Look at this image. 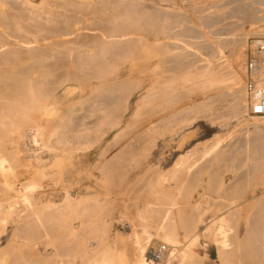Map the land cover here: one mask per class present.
Segmentation results:
<instances>
[{
  "label": "bare ground",
  "instance_id": "6f19581e",
  "mask_svg": "<svg viewBox=\"0 0 264 264\" xmlns=\"http://www.w3.org/2000/svg\"><path fill=\"white\" fill-rule=\"evenodd\" d=\"M185 5H188L190 13L179 11ZM253 5L257 9L252 8ZM257 5L264 8V0H0V49L4 47L3 52H0V264H99L97 246L103 241L100 233L108 226L101 218L107 204V201L104 203L106 198L104 202H98L102 198L101 194L100 199L93 194L76 197L72 195L71 187H63L62 200L59 201L61 194H55V189L49 185L45 187L39 179V176L46 175L39 169V163L45 161H40L34 152L27 153L29 149L23 146V140L26 139H23V131L26 128L34 129L35 138L36 135L38 137V130H41V137H44L43 133L53 135L54 139L49 137V144L68 153L74 141L78 147L83 144L86 147L99 145L103 136L112 130L114 135L102 148L101 164L97 167L107 177L112 176L115 168L118 169L117 163L124 157L122 155H134L138 148L140 151L142 148L146 150L154 142L144 143L142 138V146L136 140L128 142V135V138L124 135L122 139L116 138L121 132L125 134L128 130L124 129L128 126L131 132L126 134L132 136V132L138 131V138L141 134L150 135L149 132H153V138L166 131L175 132L179 129L180 117L183 120L186 118L187 122L200 117L186 116L192 112H199L200 115L208 111L212 107L211 101L215 99H212L213 96L218 97V100H228V109L221 113L219 120L238 117L244 113L245 104L247 109L249 104L245 88V63L242 64V85L240 74L232 68L227 57L232 56V62L241 64V43H244L241 40L244 37L235 36L237 42L228 50V55L223 50L231 39L234 40L233 36L230 39L231 34L243 22L263 21L264 10L259 14ZM195 17L200 20V25L194 23ZM227 18L237 19L238 24L225 22L228 26L224 25L223 20ZM84 28L97 32L68 35ZM262 32L259 33L264 35ZM131 35L136 38L127 39ZM122 37L125 39L120 40ZM22 43L28 47L25 48ZM156 55L160 57L154 62L152 58ZM125 60L130 62L124 75L130 80H122L125 76L116 81L117 71ZM170 60H176L177 63L173 65L171 61L172 65L167 66L166 61ZM178 62L182 65H178ZM66 82H72L77 87H93L88 90L89 95H85L89 100L87 102H90L85 104L88 105L86 109L83 103L87 113L81 110L86 115L80 116L76 112L79 110L73 111L79 115L71 113L72 106L68 108L67 103L62 110L57 108L60 114L54 116L53 112L57 111L54 108L58 106L53 105L55 98L52 94ZM184 83L186 89L189 87L188 92L201 96L189 107L179 106V99L185 97L183 93L188 94L187 97L191 94L185 89L181 92ZM135 88L144 89L140 96L141 103L134 104L135 109L126 113L125 102ZM260 89L262 87L259 86L257 91ZM77 102L75 100L76 105ZM82 102L87 103L86 100H80V104ZM144 106L149 107L144 110ZM139 107L143 108L140 112H144H138ZM255 107L262 108V105L255 104ZM90 113L95 114L93 119L90 117L91 120L88 117ZM180 113L186 115L181 116ZM207 114L203 113L204 118ZM252 120H246L242 128L244 132L236 134L226 144L221 143L220 135L214 136L213 140L210 136V142L205 139V142L201 141L200 148H190L187 153L179 155L177 161L164 172L169 180L171 178L178 185L167 184V187L159 182L160 190L159 186H154L156 194L160 192L154 195L153 191L152 199L146 196L149 202L143 200L144 216L136 213L140 220L133 219L135 213H132L131 206L120 208L126 220H121L124 232L119 239L126 242L134 237L131 240L136 245L133 250L137 249L134 264H201V258L191 246L200 237L209 235L216 242L219 264H264V116L252 117ZM41 137L38 140H42ZM50 138L53 139L52 143ZM70 141L73 143H70L69 148L67 143ZM127 142L133 148L138 147H135V152L127 150L129 146L124 147ZM124 151L127 152L123 154ZM71 153H68V157H71ZM53 157L52 162L66 158L56 153ZM128 159L124 158V163ZM129 162L125 164L130 165ZM77 165H80L79 162ZM225 171L234 174L224 185L221 175ZM134 172L127 173L124 181L131 183L139 177ZM182 172L186 174L183 178ZM201 174L207 175L204 183L199 181ZM123 176L119 174L116 183ZM141 185L144 186V181ZM170 186L176 189H173L175 193L168 191L171 190ZM197 186H201L202 190L199 197L207 199L205 193L217 194L238 208L242 204L245 207L240 206L241 211L233 207L234 210L220 217L221 222L216 227L214 217L205 221L201 218L206 209L196 205L198 200H194L196 203L193 207L198 206L195 209L184 205H191V193ZM139 189L137 192L143 191ZM258 190L260 195L256 197ZM134 191L131 193L135 194ZM98 192L99 189L95 188L94 193ZM206 199H199V205L204 204ZM246 201L248 204L245 205ZM221 203L217 202L213 206ZM199 221L203 223L201 230L197 228ZM241 224L243 232L240 235ZM214 227L217 229L215 232L212 230ZM179 229L182 230L181 235ZM155 237L162 242L147 249L150 240ZM179 242H183L184 249L177 248ZM108 257L102 258L107 260ZM111 261L109 264L116 259ZM104 263L100 261V264Z\"/></svg>",
  "mask_w": 264,
  "mask_h": 264
},
{
  "label": "rangeland",
  "instance_id": "374dc122",
  "mask_svg": "<svg viewBox=\"0 0 264 264\" xmlns=\"http://www.w3.org/2000/svg\"><path fill=\"white\" fill-rule=\"evenodd\" d=\"M261 6V5H260ZM182 8L181 9H179V11L181 10V11H183V12H187V13H190V9H189V7H188V5H185V6H181ZM257 7H259L258 5H257ZM249 8V7H248ZM252 8H255V9H257L256 8V5H255V7H254V5L252 6ZM262 8V9H261ZM212 9V8H211ZM258 10L259 11H257V12H259V14H261L262 13V11L264 10V8L263 7H259L258 8ZM215 11H219V10H215ZM226 20H228V21H226ZM225 21L223 20V23H224V25H226V23H228L229 24V22H234V24H235V22L237 21V19H235V21H234V19L232 18V19H226ZM262 20H260V21H258V22H248V21H245V22H243L242 24H241V26H240V24H239V28L237 29L238 30V32H236V33H239V34H236V33H234L235 31H237V30H235L232 34H231V37H230V39L232 38V36H233V38H234V40L233 39H231V42H229L228 43V45H227V48H224V50H223V53L225 54V55H228L227 53H229L228 52V50H230L231 48H233L234 46H235V42H237V40L235 39L236 37L238 38V37H241V38H243L241 41H243L244 43H241V54H242V60H241V64H239V63H235V62H232V60H233V57L231 56H229V57H227V59H229L230 61H231V66H232V68L233 69H235L236 71H237V73L238 74H240V78L242 79V81L241 82H243L244 81V70H243V68H244V66H245V70H246V64H244L245 62H246V51H247V45H248V42H249V40L252 38V37H257V36H264V35H261V33L263 34V32L262 31H264V29H263V27H264V19H263V21L261 22ZM199 22V23H198ZM226 22V23H225ZM194 23H196V24H199L200 25V20L198 21V18H196L195 17V20H194ZM236 24H238L237 22H236ZM222 26V23H219V26ZM233 25V24H232ZM226 26H228V25H226ZM240 29V30H239ZM79 30V31H78ZM75 33H72V34H68L70 37H71V35H75L76 33H84L85 34V32H86V34L88 33V32H90V33H88V34H96L95 32H97L96 30H95V32H93L94 30H91L93 33H91V31H89L88 29H78ZM241 31V32H240ZM261 31V33H259ZM235 34V35H234ZM257 34V35H256ZM239 35V36H238ZM69 36H65V38H67V39H69L70 37ZM132 37H130V36H127V39H135L136 37H135V35H131ZM230 36V35H229ZM236 36V37H235ZM74 37V36H73ZM64 38V37H63ZM64 38V39H65ZM123 39H125V37L123 38H121L120 40H123ZM229 39V40H230ZM60 40H62V39H60ZM212 41H213V39H212ZM21 45H24V46H26L25 44H21ZM20 45V46H21ZM243 45H244V49H243ZM24 46H21L22 48H24ZM28 47V45L25 47V48H27ZM24 48V49H25ZM2 49L4 50V47L3 48H1L0 50V52H3L2 51ZM233 54V53H232ZM245 54V57L243 56ZM159 57L160 56H158L157 57V55H156V57L154 58H152V60L155 62L157 59H159ZM245 58V59H244ZM156 59V60H155ZM245 60V61H244ZM172 60H170V61H166V64H167V66L169 65V66H171L172 64L173 65H175L177 62H175V61H172ZM128 62H130L129 60H125L123 63H121L122 65L119 67V69H118V71H117V75H116V78L117 79H115L116 81L117 80H121V78L122 77H125L126 75H124V72H125V70L127 69V65H128V67H129V64H128ZM172 64H171V63ZM175 62V63H174ZM182 65L181 64V62H178V65ZM242 64H244V66L242 65ZM163 65H165V64H163ZM177 65V66H178ZM162 66V65H161ZM160 66V69L162 68ZM242 66V67H241ZM179 67H181V66H179ZM159 68V67H158ZM240 68V69H239ZM243 71V72H242ZM165 74V73H164ZM168 74V73H167ZM127 78V79H126ZM129 78L126 76L125 78H122V80H128ZM130 80V79H129ZM224 85V84H223ZM242 85H244V82H243V84ZM71 86V87H70ZM66 88V89H63V88ZM67 87H69V89L67 88ZM182 87H184V88H182ZM72 88V89H71ZM73 88H75L74 90H73ZM83 88H84V90H83ZM93 87H86V86H79V87H77V86H75L72 82H66L64 85H62V86H60V87H57L55 90H54V92H53V94H52V97L53 98H55V100H54V103H53V105H55V107L56 106H58V107H56V109L54 108V106L53 105H51L53 108H54V110L56 111L57 110V108H60V110H62V108H64V104H65V106H67V103H68V108L70 107V106H72V107H70V110H72L71 111V113L74 111V110H79V111H76L77 113L79 112V114H81L80 116H82V114H85V113H87L86 111L87 110H85L87 107H88V105L86 106L85 104H88V103H90V102H87V101H89L88 99H86V94H87V96L89 95L88 94V90H90V89H92ZM189 87H187V89H186V83H184L183 84V86H181V92H184L185 90V92H187V93H191V94H189L190 96H188L187 97V95L186 94H184L183 93V95L186 97H182L183 99H179V100H181L180 102H181V104H179V106H183V105H185V106H191V104H193L194 102H196V100H198V98L200 97L201 98V96H198V94L197 93H192L191 91L190 92H188L187 90H189L188 89ZM68 89V90H67ZM82 89V90H81ZM179 89H180V86H179ZM185 89V90H184ZM71 92V93H70ZM143 92H144V89L142 88H135V89H133L132 91H131V93H130V95H129V97L127 98V100H126V104H127V108H126V113H131V111H132V109H135L134 107V104L136 105V103H138V104H140L141 102H140V96H142L143 95ZM216 92H218V91H216ZM216 92H214L213 94H215ZM200 94V93H199ZM83 97H82V96ZM245 95V94H244ZM84 96H85V99H84ZM197 96V97H196ZM213 98H215V99H213ZM218 97H215V96H213L212 97V99L214 100H212L211 102V104H212V107L210 108V109H208V111H206V112H204L203 111V113H205V114H207L208 112V114H207V117H206V115H205V117L206 118H204V115H203V113H201L200 115L198 114V113H196V112H192L191 114H187V116L186 117H191V115L193 116H195V115H198V116H200V117H196L195 119H193L192 120V122H187L186 121V118H184L185 120H183L182 119V117H180L179 118V122H180V124H179V129L177 130V131H166V132H164V134H160V135H158V136H154V138L152 137L153 136V132L151 133V132H149L150 133V135H148L147 133H145V134H141V137L140 138H138V136L137 135H139V132L138 131H134V132H132L133 133V135L131 136V135H129V134H126V133H128V132H131L130 130H129V126H128V128H125L124 129V131L127 129L128 131H126L125 132V134L124 133H120V135H118V136H116V138H120V139H122V138H124L125 136L128 138V136H129V141L128 142H131L132 143V140H133V142L136 140V142L137 141H139V142H137V144H142L143 143V140H142V142H141V139L143 138L144 139V143H147V141H151V140H154V142L152 143V146L151 147H149V148H147L146 150H144L141 146V148H142V151H140L141 149H139L138 147H136V148H138L137 149V151L135 152V147L133 148L131 145H129L130 143H126L125 144V146L124 147H126V146H129V148L127 149V150H130V152H135V154L134 155H131L130 153V155L129 154H126L125 152H127V151H124L123 152V154L124 155H122V156H124L121 160H120V163H117V164H119L118 165V169L116 170V168L113 170V173H112V171H111V173H112V176H108L107 175V177L106 176H104V175H102L101 173H100V171L97 169V167L99 166V164H101V162L99 161V159H100V157H101V151H103L102 150V148L106 145V143L108 142V139L109 140H111L112 139V137H113V135H114V132L112 131V130H110L107 134H105L104 136H103V140H101V142H100V144L99 145H93V146H90V147H86L85 145L86 144H83V145H81V147H78V143L77 142H75L74 141V146H76V147H74L73 146V142L71 143V141L70 142H68L67 144L69 145V148H70V143L72 144L71 146V151H72V153H71V157H68V153H70V152H68V153H65V152H61L60 150H58V149H56V147H52V144L50 145L49 144V137H51V138H53L54 139V137H53V135H48V134H46V133H43V135H44V137L42 136L41 137V135L40 134H42V133H40L39 134V132L41 131H37V134H38V137H37V135H36V138H37V141H34L36 138H35V136L33 135V132L35 131L34 129H31V130H26V129H28V128H26L23 132H25L23 135H25L24 137H23V139H25V137H26V139L25 140H23L24 141V144H23V146L28 150L29 149V152H27V153H33L34 152V154L36 155V157H38L39 158V160L40 161H45V162H42L41 164L39 163V169H40V172H45L46 173V175H43V176H39V179H40V181L45 185V187H49L50 186V188H53V189H55V191H56V193L55 194H61V198H60V200L59 201H61L62 200V192H63V187H71L72 189H73V193H72V195L73 196H76V197H79V196H83V195H94L97 199H100L101 198V195H102V198L98 201V202H104V199H105V202L104 203H106V201H107V204H106V206L109 208V209H106L107 207L105 206V210H103V211H105V214L104 215H102L101 216V218H102V220H104L106 223H107V225L108 226H106V230L103 232V233H100V235H102V239H103V241L101 242V243H99V245L100 246H97V250L100 252H98V255L99 256H101V257H99L98 256V263L100 264V261H102V263H104L105 261V263L104 264H109V262H112L111 260H114V259H116V261H113V263H110V264H118V263H120V264H134L135 262V256L137 257V255H136V253H137V249H136V251H134L135 249L134 248H136V245H133L134 244V241L133 242H131V240H133L134 239V237H132V238H129L128 239V241H124L123 239H119V238H121V236H123V235H120L122 232H124V224H123V222L122 221H124V220H126V218L125 217H123V214H122V212H120V208H122L123 206H125V205H127V206H131V209L133 210L132 211V213H135V218H133V217H131V218H133V219H138L139 217L138 216H136V213H138V214H140V216L142 215V217L144 216V214H143V212H144V207H143V204H144V201L145 202H149L148 201V199H146L147 197L146 196H154V195H157V194H159V192L160 191H158V193L156 194V190L157 189H154L155 187H156V185L157 186H159V182H161V184L163 183V186H167V187H169L168 185H172V184H174V186H177L178 185V183H176L175 184V182H174V180L173 181H171L172 179L170 178V180H169V178L167 177L168 175H166V174H164V172H167V170H168V168L169 167H171V165L173 164V162H175V161H177L176 160V158L177 157H179V155H183L184 153H187L188 152V150H190V148L192 149V148H200L201 147V145L200 144H202L203 142H205V141H208V142H210L211 140H213L214 139V136L216 137L217 135H220L221 136V140H222V144H226V143H228V142H230L231 141V139H233V137H235L236 136V134H240L241 133V131L242 132H244L243 130H242V128H244L245 126V122H246V120H249V122H252L253 120H254V118H253V120H252V117H256V118H260V116H254V115H251V114H249V112H248V109H247V107H246V104H245V111H244V113H242L241 115H239L238 117H230V118H221L220 120H219V116H221V113L222 112H224L225 110H227L228 109V103H226L227 101L225 100V101H222L220 98H219V100L217 99ZM245 98H246V96H245ZM144 99V98H143ZM217 99V100H216ZM75 100H76V102L77 101H79V103H78V105H76V103H75ZM80 100H86V102L87 103H85V102H82L81 104H80ZM138 100V101H137ZM71 102H73L72 104H71ZM179 102V103H180ZM214 102V103H213ZM246 102V101H245ZM83 103H84V105L86 106H84L85 107V109H84V107H83ZM216 103V104H215ZM69 104H71V105H69ZM228 104V105H227ZM63 105V106H62ZM74 105V106H73ZM81 107H80V106ZM224 105V106H223ZM62 106V107H61ZM215 106V107H214ZM82 107H83V109H82ZM143 107V106H142ZM145 108H144V110L146 109L147 110V107H149V106H144ZM213 107H214V109H216V112H215V110L213 109ZM79 108H81V109H79ZM138 109V112H140L141 111V109L143 110V108H137ZM59 110V109H58ZM57 110V111H58ZM81 110H85V113H83ZM212 111L213 112V114H212V112H211V115H210V111ZM214 110V111H213ZM56 111V112H57ZM81 111V112H80ZM134 111V110H133ZM56 112H53V114H54V116L56 117V114H60V111H58L57 113ZM76 112H73V113H76ZM142 112H144V111H142ZM142 112H140V113H142ZM76 113V115H79V114H77ZM188 113H190V112H188ZM86 115V114H85ZM89 115V114H88ZM87 115V116H88ZM180 115L181 116H185L186 115V113H180ZM190 115V116H189ZM52 116V115H51ZM50 116V117H51ZM92 116L94 117L95 116V114H92V113H90V116H88L89 118L91 117L92 118ZM209 116V117H208ZM225 116V115H224ZM251 116V117H250ZM54 117V118H55ZM214 117V118H213ZM215 117H217V118H215ZM51 118H53V116L51 117ZM87 118V117H86ZM91 118H90V120H91ZM209 118H211V119H213V121L211 120V119H209ZM43 119H44V117H43ZM93 119V118H92ZM223 119H225V120H223ZM243 119V120H242ZM89 120V121H90ZM212 122H211V121ZM214 120H216V121H214ZM241 120V121H240ZM261 120V119H260ZM84 121L86 122H88V120H85L84 119ZM238 121H240L239 123H238ZM91 122H94V121H91ZM185 122L187 123V124H185ZM221 122V123H220ZM237 123H238V125H237ZM236 124V125H235ZM135 126V125H134ZM134 126H133V128H134ZM177 126V125H176ZM244 126V127H243ZM234 127V128H233ZM249 128H251V127H249ZM130 129H132V126H131V128ZM239 129H241L240 130V132H238L239 131ZM45 130V129H44ZM31 131V132H30ZM29 132V133H28ZM135 132H138L137 134H135L134 135V133ZM30 134V135H29ZM35 134H36V132H35ZM225 134V135H224ZM32 135L34 136V138L32 139ZM123 135H124V137H123ZM128 135V136H127ZM230 135V136H229ZM41 137V139L42 140H38L40 137ZM46 136H47V138H46ZM112 136V137H111ZM134 136H136V137H134ZM140 136V135H139ZM147 136V137H146ZM184 136V137H183ZM186 136V137H185ZM189 136V137H188ZM210 136H211V138H210ZM131 137V138H130ZM231 137V138H230ZM29 138V139H28ZM50 138V139H51ZM140 139V140H138V139ZM147 138V139H146ZM207 138L209 139V140H207ZM45 139H46V142H45ZM53 139H51L50 140V143H52L53 142ZM206 139V140H205ZM211 139V140H210ZM32 140H33V142H32ZM48 140V141H47ZM131 140V141H130ZM205 140V141H204ZM52 141V142H51ZM198 141L200 142V143H198ZM201 141H203V142H201ZM44 144H43V143ZM30 145H29V144ZM198 143V144H197ZM47 144V145H46ZM42 145H44V146H42ZM193 145V146H192ZM28 146V147H27ZM132 148H131V147ZM142 146H143V144H142ZM24 148V149H25ZM67 148H68V146H67ZM72 148H74V149H72ZM126 150V149H125ZM133 150V151H132ZM138 150L140 151V153H138ZM60 154V156L61 157H66V158H61V157H59V159L61 158L63 161H64V163H63V161L62 160H60V161H54V162H52L53 161V159H54V157H53V155L54 154ZM122 153V152H121ZM128 155L129 156H131V157H128ZM127 156V157H126ZM132 156H133V158L134 159H132L131 160V158H132ZM138 156V157H137ZM124 158H130V159H128V161H130L131 162V164L129 165V164H125L126 162H128V161H126L125 163H124V161H123V159ZM135 158H136V160H135ZM178 159V158H177ZM126 160V159H125ZM98 161V162H97ZM124 163V165H122V162ZM142 161V162H141ZM78 162H79V166L77 165L78 164ZM96 162V163H95ZM129 162V163H130ZM142 164H141V163ZM56 163L57 164H59V165H56ZM75 163H76V165H75ZM134 166H133V165ZM50 165V166H49ZM122 165V166H121ZM127 166V167H126ZM133 166V167H132ZM137 166V167H136ZM76 167V168H75ZM126 167V168H125ZM155 167V168H154ZM60 168V169H59ZM121 168V169H120ZM136 168V169H135ZM75 169V170H74ZM77 169V170H76ZM59 171V172H58ZM72 171H73V173H72ZM122 171V172H121ZM135 171V172H134ZM57 172V173H56ZM62 172V173H61ZM71 172V173H70ZM132 172H134L135 173V175H137V176H139V177H136L134 180H132L133 178H131V180H132V182L131 183H128V182H125L124 180H125V178H126V174L127 173H132ZM138 172V173H137ZM184 172H186L185 171V169H184ZM49 173V174H48ZM52 173V174H51ZM58 173H59V175H58ZM65 173V174H64ZM75 173V174H74ZM118 173V174H117ZM183 173V172H182ZM181 173V174H182ZM49 176H48V175ZM114 174H116V175H114ZM119 174L120 175H124L122 178L120 177V182L119 183H116V180H117V178H118V176H119ZM163 174V175H162ZM233 174L234 173H231V172H229V171H225L222 175H221V183H223L224 185L225 184H228V182L232 179V177H233ZM58 175V176H57ZM63 177H62V176ZM65 175V176H64ZM183 176H181V178H183L185 175H184V173L182 174ZM47 176V177H46ZM56 176V177H55ZM61 178H60V177ZM165 176H166V179H165ZM180 176V175H179ZM65 177V178H64ZM72 177V178H71ZM128 177V176H127ZM150 177V178H149ZM154 177V178H153ZM160 177H162V178H160ZM200 177V176H199ZM206 177H207V175H205V174H201V177L199 178L200 180V182H203L204 183V180H206ZM52 178V179H51ZM140 178V179H139ZM146 178V179H145ZM181 178H179V179H181ZM64 179V180H63ZM94 179V180H93ZM116 179V180H115ZM164 179L165 180H167L168 181V183H166L167 181H164ZM68 180H69V182H68ZM92 181L91 183H90V181ZM161 180V181H160ZM71 181V182H70ZM84 181V182H83ZM85 181H87V182H85ZM143 181H144V186H142L141 184H143ZM170 181V182H169ZM228 181V182H227ZM65 182V183H64ZM80 182H83V183H81L80 184ZM89 182V183H88ZM94 182V183H93ZM115 182V183H114ZM48 183V184H47ZM113 183V184H112ZM137 183V184H136ZM202 183V184H203ZM258 183H260V180L258 181ZM92 184V185H91ZM98 184H100V185H102V186H100V185H98ZM160 184V185H161ZM168 184V185H167ZM222 184V185H223ZM47 185H49V186H47ZM139 185V186H138ZM179 185H180V180H179ZM221 185V186H222ZM88 186H90V187H88ZM102 187V188H100V187ZM155 186V187H154ZM162 186V187H163ZM173 186V185H172ZM136 187V188H135ZM138 187V188H137ZM160 187L161 186H159V188H158V190H160ZM95 188H98L99 189V192L98 193H94V190H95ZM136 189V191H134L135 189ZM139 188H141V190H143V191H141V192H137V191H139L140 189ZM157 188V187H156ZM223 188V186L220 188V189H222ZM169 189H171V190H168L169 192H173L174 190L173 189H175V188H171V186H170V188ZM219 189V190H220ZM124 190H126V192L124 191ZM131 190V191H130ZM176 190V189H175ZM135 192V194H137V195H135V194H132L131 192ZM155 192V194H154V192ZM196 191H198V196L196 195L197 194V192ZM202 192V190H201V186H197L196 187V189L194 190V193L192 192L191 194H193V195H191L192 196V200L190 199L189 200V202H191V205L189 204V205H187V204H184L185 205V207L187 206H190L191 208H193V209H195L196 207H203V208H205L206 209V211L203 213V215L201 214V218L202 219H204V221L205 220H207V219H209V218H211V217H214V220L216 221V227H218V225L220 224V222L221 221H219L220 220V217L222 218V215L224 216V215H226V214H228V211H232V210H234L233 209V207L235 208V207H237L236 205H233V203H229V201L227 200V199H225L224 197L222 198V196H221V198L217 195V194H209V193H205L204 194V196L206 195L207 196V199L204 197H199V192ZM151 192V194H149ZM177 192V191H176ZM138 193H140L141 195H139ZM174 193H175V191H174ZM174 193H172V194H174ZM101 194V195H100ZM149 194V195H148ZM154 194V195H153ZM105 195H106V197H105ZM133 195V196H136V197H131V196ZM260 195V191L258 190V191H256V197L257 196H259ZM108 196V197H107ZM208 196H210V197H208ZM216 196H218L217 198H216ZM129 197V198H128ZM131 197V198H130ZM142 197V198H141ZM145 197V198H144ZM149 197V198H150ZM152 197L150 198V199H152ZM180 197V196H179ZM213 197V198H212ZM249 198H252V196H248ZM117 198H119V199H117ZM136 198V199H135ZM142 200H141V199ZM115 199V200H114ZM176 199H178L179 200V198H176ZM199 199L201 200V199H206L205 201V206H204V204H201V205H199V203L198 202H200L199 201ZM219 199V200H218ZM118 200V201H117ZM144 200V201H143ZM197 201L198 200V202H197V204L196 205H198V206H194L193 207V205L196 203L195 201ZM115 202V205L114 204H112V202ZM120 201H122V202H120ZM129 201L132 203H129ZM133 201V202H132ZM212 201H214V202H212ZM216 201V202H215ZM226 201V202H225ZM109 202V203H108ZM110 202H111V204H110ZM113 202V203H114ZM137 202V203H136ZM141 202H143L142 204H141ZM195 202V203H194ZM217 202H222L221 204H217V206H213V205H215ZM248 201H246L245 202V205H246V203H247ZM103 203V204H104ZM121 203V204H120ZM134 203H136L135 205H134ZM102 204V205H103ZM129 204V205H128ZM211 204H212V206H211ZM224 204V205H223ZM229 204V205H228ZM248 204V203H247ZM109 205V206H108ZM111 205V206H110ZM114 205V206H113ZM140 205V206H139ZM180 205V204H179ZM181 205H183V204H181ZM221 205V206H220ZM133 206H137L136 208H132ZM241 206V208H243V207H245L243 204L242 205H240ZM240 206H239V208L237 207V209L238 210H240ZM103 207V206H102ZM111 207H113V208H111ZM186 207V208H187ZM212 207V208H211ZM219 208V207H221V209H219V210H217V208ZM223 207V208H222ZM139 208V209H138ZM104 209V208H103ZM115 209V210H114ZM117 209V210H116ZM209 209V210H208ZM113 210V211H112ZM135 210H137V211H135ZM139 210L141 211V212H139ZM242 210V209H241ZM240 210V211H241ZM108 211H109V213H108ZM113 213V214H112ZM107 214H109V215H107ZM111 214V215H110ZM212 216H211V215ZM122 220L121 222L120 221H118V220ZM101 220V221H102ZM138 220H140V218L138 219ZM138 220H136L135 222L137 223L138 222ZM110 222V223H109ZM110 227V228H109ZM216 227H214L212 230L215 232V231H217V229H216ZM197 228H199L200 230L201 229H203V223L202 222H200L199 221V223L197 224ZM112 229V230H111ZM111 232H110V231ZM242 230V231H241ZM109 231V232H108ZM182 231V230H181ZM181 231H180V229L178 230V232L180 233V235H181ZM239 231H240V235H241V233L243 232V224H241L240 225V228H239ZM120 232V233H119ZM213 232V233H214ZM123 234V233H122ZM112 235V236H111ZM115 235V236H114ZM116 237H118V239L116 238ZM153 237V236H152ZM157 237V236H156ZM155 237V238H156ZM151 239L150 240V242H149V244L147 245V249H149L150 248V246L151 247H153L154 245H155V243L157 244V243H159V242H162V240L160 241V239L159 238H156V239ZM159 239V240H158ZM157 240V241H156ZM112 242H113V245H112ZM120 242V243H119ZM125 242V243H124ZM132 243V244H131ZM179 243H181V245L179 244ZM179 243H177L176 245H177V248L179 247V248H181V249H184V245L182 244L183 242H179ZM205 243V244H204ZM216 242H215V240H214V238H213V236H211V235H209V237H200L198 240H197V242H195L194 244H192L193 245V247L191 246V249L194 251V252H196V254H197V256H199L200 258H201V264H219L218 262H219V259H218V257H217V253H218V250H216V244H215ZM123 244H124V246H123ZM154 244V245H153ZM203 246H202V245ZM201 245V246H200ZM119 246H121V248H119ZM132 246V247H131ZM122 247H124V250L122 249ZM134 247V248H133ZM125 248L127 249V250H125ZM178 248V249H179ZM119 249V250H118ZM134 249V250H133ZM121 250V251H120ZM132 250V251H131ZM203 250V251H202ZM133 251H134V253H133ZM123 252V254H121ZM130 252H132L133 254H130ZM205 252V253H204ZM126 255H125V254ZM102 254V255H101ZM118 254L120 255L119 256V258H117V256H118ZM178 254V253H177ZM104 255V256H103ZM106 255V256H105ZM117 255V256H116ZM131 255L132 256H134L133 258L131 257ZM109 256V257H108ZM123 256V257H122ZM104 257H108V259L106 260V259H103ZM128 257V258H127ZM130 257H131V259H130ZM179 257V254L177 255V258ZM181 257V256H180ZM100 258V259H99ZM125 258V259H124ZM176 258V259H177ZM182 258V257H181ZM122 260V262H121V260ZM130 259V260H129ZM180 259V258H179ZM119 261V262H118ZM115 262H117V263H115ZM173 262V261H172ZM165 263V262H164Z\"/></svg>",
  "mask_w": 264,
  "mask_h": 264
},
{
  "label": "built area",
  "instance_id": "2783aa9c",
  "mask_svg": "<svg viewBox=\"0 0 264 264\" xmlns=\"http://www.w3.org/2000/svg\"><path fill=\"white\" fill-rule=\"evenodd\" d=\"M245 88L248 99V112L254 116H264V37H252L246 51ZM262 89L258 90V87ZM255 104L262 105L256 108Z\"/></svg>",
  "mask_w": 264,
  "mask_h": 264
}]
</instances>
